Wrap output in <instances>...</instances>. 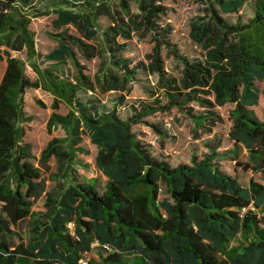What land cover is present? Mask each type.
I'll return each mask as SVG.
<instances>
[{"label":"trees","instance_id":"1","mask_svg":"<svg viewBox=\"0 0 264 264\" xmlns=\"http://www.w3.org/2000/svg\"><path fill=\"white\" fill-rule=\"evenodd\" d=\"M164 1L0 0V48L7 59L0 79V264H264V120L247 109L258 103L257 84L264 94V0H253V15L234 23L225 15L238 14L248 0H192L202 14L189 34L202 50L196 59L171 41L172 29L162 22L168 13ZM51 15L56 29L72 26L79 37L68 29L54 35L59 45L45 56L50 65L42 69L31 25ZM135 38L149 40L153 48L132 65L123 53ZM13 51H25L36 81ZM78 55L101 60L93 77ZM164 58L182 65L179 78L167 72ZM69 60L73 74L63 70ZM140 72L157 77L148 91L151 100L122 119L117 106ZM29 89L52 96L47 129L65 133L41 152L40 164L55 158L59 173L39 211L34 200L42 193L41 170L24 141L23 125L31 121L25 113ZM108 93L120 94L112 109L101 100ZM227 104L235 105L229 112L233 175L219 164L227 154L220 150L222 139L208 141L207 151L174 167L133 132L141 123L167 136L146 119L175 110L191 120L198 138L201 130L212 133L221 120L216 109ZM62 105L66 115L59 113ZM84 136L96 147L95 164L108 179L102 191L81 183L74 167L78 155L89 154ZM248 172L259 173L262 182L246 181ZM27 218L30 237L16 244L12 227ZM93 252L98 263L87 260Z\"/></svg>","mask_w":264,"mask_h":264},{"label":"rangeland","instance_id":"2","mask_svg":"<svg viewBox=\"0 0 264 264\" xmlns=\"http://www.w3.org/2000/svg\"><path fill=\"white\" fill-rule=\"evenodd\" d=\"M164 5L168 7L167 15L162 19L165 25H169L172 29L171 41L176 44L181 53L188 55L192 59L201 58L202 50L197 46L189 37L192 23L197 20L202 14L200 12L199 5L192 0H165ZM253 0L248 2L241 8L238 14L225 15V18L234 23L238 16L242 17L245 21L247 18L253 15ZM132 11L136 12V7L132 6ZM55 15L49 17H42L33 20L31 25L32 31L35 33L36 48L41 55L38 58V63L42 69L49 67V63L45 61V56L56 49L59 45L57 38L54 36L61 33L63 30L68 29L70 35L79 37L78 31L70 26L69 28L56 29L53 25ZM103 27L108 26V22L103 19L101 21ZM122 42V41H121ZM153 48V44L149 40L133 39L126 42L125 51L123 57L132 63L137 64L140 61L145 60L146 54L150 53ZM3 49L0 48V79L2 78L6 68V56L3 55ZM11 55L26 62V75L31 81L37 80V75L32 71L30 62L27 59L25 51L11 52ZM79 61L82 65L87 67L86 74L93 77L99 70L101 60L95 58L87 61L78 55ZM165 59V68L167 72L176 78L180 77L182 65L173 61L172 59ZM63 70L67 74L75 73V67L69 60L63 65ZM157 84V77L149 76L146 73L140 72L137 75V80L132 81L130 86L132 87L131 93L126 97L122 105L117 106V114L122 119L129 118L132 113L133 106L141 101H150L148 91L153 89ZM259 91V100L256 106L249 107V111L259 121L264 120V94L262 92V84H257ZM120 94L108 93L101 95V100L107 109L114 107V100ZM41 100L46 108H41L36 104V100ZM52 102V96L42 89H29L25 96V113L31 118L30 122L23 125L25 129V143L30 145L32 153L35 156L33 164L35 167L41 170V185L42 193L38 199L34 200V210L39 211L43 208V202L46 195L54 190L56 182L53 179V175L58 174V163L55 158L50 160L46 167L42 166L39 162L41 152L45 149L48 142L53 138H63L65 133L61 127L53 130L51 133L47 129V123L51 116L50 105ZM235 108V105L227 104L224 107L216 109L220 115L221 120L216 123L212 133L206 131H199V137L196 138L194 132V124L190 119L186 118L183 114L177 111H172L170 114L161 115L158 117H149L146 121L150 123L159 124L162 129L167 131V136L158 137L147 125L136 124L133 126V132L138 138L144 141L146 144L152 147V150L156 154H163L168 158L169 163L172 166H177L180 163H190L192 153L201 154L206 150L205 144L210 140L222 139L221 151L226 152V156L219 161L221 169L227 173L234 174L235 162L232 160L234 148L233 142L229 139V133L233 122L229 116V112ZM198 109V107H195ZM68 108L65 105L61 106L60 114L66 115ZM82 146L89 151L88 155L80 154L77 156L74 167L78 173V178L81 183H92L97 189L102 191L107 183V178L97 168L95 164V156L97 154L96 147L91 143L88 136H84ZM247 150L244 149L241 155L240 161L243 163L247 161ZM255 179L262 182V177L259 173L248 172L245 178ZM140 192V191H139ZM30 218L22 221L18 227L13 228L14 231L13 242L18 244L22 239L28 240L30 237ZM73 227H71L72 229ZM240 237L231 242V246L239 243ZM97 244L95 243L94 246ZM87 260L93 263H98V257L96 253H90L87 256Z\"/></svg>","mask_w":264,"mask_h":264},{"label":"built area","instance_id":"3","mask_svg":"<svg viewBox=\"0 0 264 264\" xmlns=\"http://www.w3.org/2000/svg\"><path fill=\"white\" fill-rule=\"evenodd\" d=\"M245 212H246V209L245 208L242 209L241 213H245ZM82 264H87V261L86 260L82 261Z\"/></svg>","mask_w":264,"mask_h":264},{"label":"crops","instance_id":"4","mask_svg":"<svg viewBox=\"0 0 264 264\" xmlns=\"http://www.w3.org/2000/svg\"><path fill=\"white\" fill-rule=\"evenodd\" d=\"M258 88V87H257ZM249 107H247V109H248ZM249 110V109H248Z\"/></svg>","mask_w":264,"mask_h":264}]
</instances>
